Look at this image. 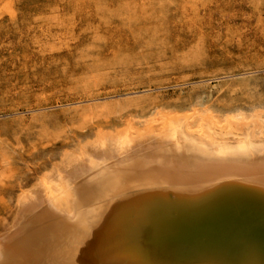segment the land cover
Wrapping results in <instances>:
<instances>
[{
	"label": "rangeland",
	"instance_id": "rangeland-1",
	"mask_svg": "<svg viewBox=\"0 0 264 264\" xmlns=\"http://www.w3.org/2000/svg\"><path fill=\"white\" fill-rule=\"evenodd\" d=\"M262 97L264 0H0V221L19 181L98 125L169 112L264 124Z\"/></svg>",
	"mask_w": 264,
	"mask_h": 264
},
{
	"label": "bare ground",
	"instance_id": "bare-ground-1",
	"mask_svg": "<svg viewBox=\"0 0 264 264\" xmlns=\"http://www.w3.org/2000/svg\"><path fill=\"white\" fill-rule=\"evenodd\" d=\"M235 116L98 125L30 187L17 181L0 264H264V124Z\"/></svg>",
	"mask_w": 264,
	"mask_h": 264
}]
</instances>
